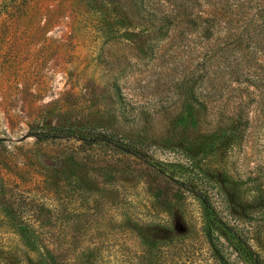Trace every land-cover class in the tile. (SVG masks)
Listing matches in <instances>:
<instances>
[{"label": "rangeland", "instance_id": "obj_1", "mask_svg": "<svg viewBox=\"0 0 264 264\" xmlns=\"http://www.w3.org/2000/svg\"><path fill=\"white\" fill-rule=\"evenodd\" d=\"M125 9L124 0L0 4V264H27L11 210L45 222L38 207L47 201L55 204L52 225L41 229L52 238L39 244L57 247L73 264H141V240L179 245L184 236L186 264H210L196 237L198 202L186 193L174 199L171 182L161 198L175 205L165 214L146 191L163 177L156 171L165 162L184 160L163 141L173 134L181 101L174 87L188 71L190 54L170 40L153 54H138L131 42L111 39L110 28L120 32L128 22ZM249 108L255 117L241 138L225 149L219 143L197 148L203 176L241 184L247 201L254 181L264 188V107ZM78 127L133 140L144 153L78 148L77 136L66 134ZM208 129L201 121L182 135L180 146H203ZM70 167L73 177L66 175ZM214 200L221 208L220 197ZM252 244L264 251L263 236Z\"/></svg>", "mask_w": 264, "mask_h": 264}, {"label": "trees", "instance_id": "obj_2", "mask_svg": "<svg viewBox=\"0 0 264 264\" xmlns=\"http://www.w3.org/2000/svg\"><path fill=\"white\" fill-rule=\"evenodd\" d=\"M25 1L0 0V4L17 7ZM124 3L128 22L120 32L110 28L111 39L131 42L138 54H153L170 40V45L181 54H190L188 71L174 87L181 101L172 121L173 134L163 141L169 149H179L184 160L165 162L156 171L163 177H159L154 189L146 187V191L165 214H171L175 205V200L161 198L171 182L177 186L172 192L174 199L186 193L198 202L201 225L196 237L210 264H233L234 259L264 264V251L252 244L256 237H264V188L252 180L254 187L247 201L243 200L241 184L228 180L211 183L200 170L197 151V148L208 150L217 143L225 149L241 138L254 120L255 114L249 107L252 104L255 108L264 107V0H124ZM192 54H201L200 60L195 59L199 55ZM199 67L202 72L196 74ZM201 121L209 125L202 137L204 145L189 142L181 147L182 135L193 132ZM67 133L77 136L78 148L82 145L144 153L138 142L112 137L98 127L68 128ZM66 175H75L71 167ZM215 195L220 197L221 208L214 200ZM38 208L45 211L47 221L22 218L16 207L8 216L24 248L22 254L27 264H73L61 257L57 247L39 244L43 237L44 242L48 240L45 236L52 238V233L42 232L41 226L52 225L49 219L55 204L41 202ZM186 237L179 239V245L170 240L165 243L141 240L140 263L148 264L146 254L158 259L157 264L164 259H168L167 264H186L182 255ZM170 249L174 250L169 252ZM144 259L146 263L142 262Z\"/></svg>", "mask_w": 264, "mask_h": 264}]
</instances>
